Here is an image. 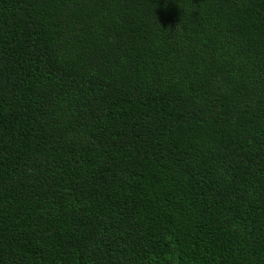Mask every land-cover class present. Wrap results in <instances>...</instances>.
I'll use <instances>...</instances> for the list:
<instances>
[{"label": "trees", "instance_id": "trees-1", "mask_svg": "<svg viewBox=\"0 0 264 264\" xmlns=\"http://www.w3.org/2000/svg\"><path fill=\"white\" fill-rule=\"evenodd\" d=\"M0 264H264V0H0Z\"/></svg>", "mask_w": 264, "mask_h": 264}]
</instances>
